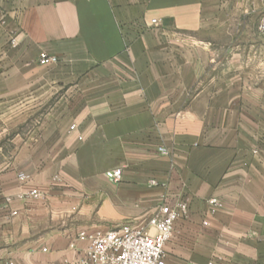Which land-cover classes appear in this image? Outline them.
Returning a JSON list of instances; mask_svg holds the SVG:
<instances>
[{
	"label": "crops",
	"instance_id": "obj_1",
	"mask_svg": "<svg viewBox=\"0 0 264 264\" xmlns=\"http://www.w3.org/2000/svg\"><path fill=\"white\" fill-rule=\"evenodd\" d=\"M0 5V105L34 116L0 162V264L79 259V231L143 226L185 197L168 264H264V0Z\"/></svg>",
	"mask_w": 264,
	"mask_h": 264
},
{
	"label": "built area",
	"instance_id": "obj_2",
	"mask_svg": "<svg viewBox=\"0 0 264 264\" xmlns=\"http://www.w3.org/2000/svg\"><path fill=\"white\" fill-rule=\"evenodd\" d=\"M151 22L155 24L156 20L152 19ZM4 25L5 12L0 5V29ZM256 28L264 35V15L258 19ZM14 42V38H10V44L14 45ZM56 60V57L42 53L39 62L47 64ZM159 151L162 154L168 153L164 147H159ZM105 176L116 183L121 180L122 172L120 168H114L105 171ZM18 177L24 179L25 175L19 173ZM29 194L34 197L39 195L36 190ZM189 203L190 200L186 197L178 199L172 205L163 202L155 207L143 226L122 223L104 231H79L77 239L86 241L82 256L65 264H168L165 258V243L170 240L175 223L187 216ZM207 204L208 214H215L222 206L217 197L208 199ZM202 224L206 225L208 222L203 220Z\"/></svg>",
	"mask_w": 264,
	"mask_h": 264
},
{
	"label": "rangeland",
	"instance_id": "obj_3",
	"mask_svg": "<svg viewBox=\"0 0 264 264\" xmlns=\"http://www.w3.org/2000/svg\"><path fill=\"white\" fill-rule=\"evenodd\" d=\"M264 15V13L260 14L256 20V24H257V21L258 19L260 18V16ZM255 31L257 34H260L262 36H264L263 34L259 33L257 31V28H256V25H255ZM250 102H257L256 100L254 99H250ZM2 109L5 110L4 114H5V119L7 123L8 120L11 121V125L7 128L5 123L4 125L2 124V116H3V111ZM14 115L12 114H8L7 113V108H2L1 105H0V162L1 161H13V159L16 156V150H17V146H18V142H19V139H17L16 135L19 133V134H23L25 133L28 129L32 128L33 126V122H34V116L33 114H31L26 122H22V123H17L16 122V118L14 117ZM13 121L15 123H13ZM2 128L5 129V131L3 132L2 131ZM23 173V172H21ZM25 175V178L27 177V175L25 173H23ZM24 178V179H25ZM30 195V194H29ZM32 196V195H31ZM34 197V196H33Z\"/></svg>",
	"mask_w": 264,
	"mask_h": 264
}]
</instances>
